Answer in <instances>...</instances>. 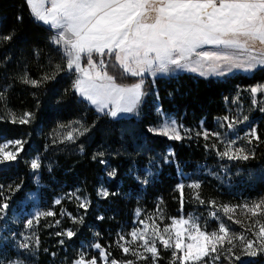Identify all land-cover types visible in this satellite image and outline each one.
Returning <instances> with one entry per match:
<instances>
[{
	"label": "trees",
	"instance_id": "1",
	"mask_svg": "<svg viewBox=\"0 0 264 264\" xmlns=\"http://www.w3.org/2000/svg\"><path fill=\"white\" fill-rule=\"evenodd\" d=\"M4 35H11L12 39L0 40V137L19 140L23 147L15 160L0 165V204H4L8 195H13L12 204H17L27 192L37 189L33 160L40 164L42 201L51 203L54 197L66 194L52 205L53 215L40 217L35 264H71L78 257L82 242L93 238L95 231L98 242L111 258L124 259L115 237L124 222H131L134 202L122 195L140 191L135 170L148 167L151 162H159L160 171L143 191L160 196L172 216L180 212L179 204L175 203L179 195V170L190 172L200 163L212 170L201 185L202 195L209 201L226 203L234 196L264 194V111L255 109L248 89L264 81V68L225 79L183 74L160 77L152 83L147 77L144 87L147 96L140 116L112 118L78 97L75 72L57 71L58 65L65 64L63 52L53 43V32L35 20L26 0H0V37ZM46 75L55 78L44 80ZM25 76L41 83L38 86L25 83ZM137 80L130 77L124 83ZM155 89L162 109L176 113L187 125L197 128L204 125L227 139L246 128H254L259 140L252 136V143L247 141L244 145L249 159L234 162L222 157L220 153L224 150L214 144L212 133L207 139L202 136L181 140L152 133L149 126L157 123L158 115L149 92ZM239 92L245 97L240 99ZM25 113L32 115L27 118L28 123L22 124L19 121L25 118ZM235 114L238 115L234 118ZM245 116L247 120L243 119ZM84 128L88 131H83ZM69 131L73 132L74 140L65 139ZM170 147L174 150V161L166 163ZM104 161L114 175L105 183L109 194L100 198L98 188L106 174ZM236 165L241 167L239 173L247 183L236 185L229 178V174L236 172ZM224 169L226 173L222 172ZM218 176L225 178L226 185L218 181ZM227 184L233 186L232 190ZM77 190L88 198L87 207H81L73 196ZM67 230L74 233L71 238ZM157 250L156 264H172L171 247L165 248L160 243ZM24 252L27 251L20 254ZM243 264H264V254L259 253Z\"/></svg>",
	"mask_w": 264,
	"mask_h": 264
},
{
	"label": "snow or ice",
	"instance_id": "2",
	"mask_svg": "<svg viewBox=\"0 0 264 264\" xmlns=\"http://www.w3.org/2000/svg\"><path fill=\"white\" fill-rule=\"evenodd\" d=\"M26 3L37 20L56 30L53 43L61 47L65 58V64L58 65L57 71L66 69L78 73L74 82L76 92L96 105L100 112H104L111 105L105 114L112 117H116L118 113L133 112L141 102L142 97L146 95L145 74L155 76L157 73L169 74L177 69H188L205 75L217 72L219 65L211 63L213 61L223 60L233 64V57L227 54L221 56L214 52L198 51L204 45L224 46L250 53L246 65L248 69L264 65V0H26ZM45 3L50 4V7L45 8ZM11 39V35L0 37V40L4 41ZM109 69H119L118 75L110 74ZM129 76L140 79L130 85L123 83ZM50 78L55 77L46 75L43 79ZM23 80L33 86L41 83L29 80L27 76ZM258 91H264V86L251 88L253 94ZM261 111H264V108H261ZM31 115L25 113V118L19 122L28 123L27 118ZM224 119L227 120L228 117ZM243 119L247 120L248 117ZM15 120L13 116V122ZM232 126V123L228 125L229 128ZM74 131L83 134L79 129ZM83 131L88 129L84 128ZM150 131L175 140L182 138L174 125ZM252 133L254 138L259 140V137L255 136V129ZM207 138L208 134L205 133V139ZM65 139L74 140L73 132H67ZM233 143L235 141H229L228 147L220 155L229 160H248L250 154L242 147L233 149ZM248 143L252 141L249 140ZM9 145L19 147L15 151H5ZM22 147L23 144L19 140L0 143V162L15 160ZM31 167L37 169L40 164L33 160ZM179 187L183 188V185ZM191 187L198 188L199 185L194 184ZM56 203H59V200ZM262 205L264 198L252 202L251 206L244 204L238 207H243L252 216H257L264 213ZM7 208V203L0 205V211ZM223 211L227 214L235 211V208L224 205ZM51 215V211L38 212L34 219ZM228 219L231 220L232 217L229 216ZM27 223L31 226L32 220ZM147 227L146 225L145 228ZM173 227L176 231L172 264H176L177 260L179 264H199L205 257L210 256V253H215L218 245L223 247L226 239L231 245L229 252L235 247L232 239H229V228L224 223L218 226V231L206 233L201 230L195 219H173L171 225L163 228V232L168 233ZM158 228L159 226L154 230V238L151 240L146 239L142 233L139 236L135 231L131 233L134 240L144 241L141 247L150 253L153 261L159 255L157 238L163 247H172L171 237L165 239L160 235ZM184 233L188 234L190 243L183 242ZM66 234L69 238L74 235L72 231ZM253 235L255 240H246L242 235L237 237L248 256L258 254L254 245L258 246L259 252H264V224H260L259 230ZM120 239L123 240L124 237L121 236ZM22 247L27 248L28 245L24 244ZM93 247L101 246L95 244ZM121 247L125 254L129 253V247ZM177 252L182 255L177 256ZM132 254L137 256V259H148L135 250ZM101 256L107 259L103 252ZM219 258L218 255L215 257L217 260ZM235 258L239 260L240 256ZM75 264H97V259H85L81 253ZM110 264H117V261L112 260ZM124 264L134 262L128 260Z\"/></svg>",
	"mask_w": 264,
	"mask_h": 264
},
{
	"label": "rangeland",
	"instance_id": "3",
	"mask_svg": "<svg viewBox=\"0 0 264 264\" xmlns=\"http://www.w3.org/2000/svg\"><path fill=\"white\" fill-rule=\"evenodd\" d=\"M44 7L45 8L50 7V4L45 3ZM35 20L45 25L48 29H50L53 32V38H54L56 34V30L50 28L49 25L44 24L42 21H39L36 18ZM56 46L58 48H61L58 45ZM198 51L214 52L221 56L227 54L233 57V64H241L244 66L235 67L233 66V64L221 60V61L211 62L219 65L217 72L209 73L205 75H201L199 71L193 72L188 69H177L169 74L157 73L155 76H152L150 74H145L144 87H145V80L147 79V77L150 78L152 83H154L155 80L160 77L171 78L183 74H194L206 78L225 79L229 76H233L239 73L250 75L255 70L259 68H264V65H257L254 68L248 69L246 65L250 53L238 49L224 48V46H216V45H204L203 48L198 49ZM109 71L110 74L118 75L119 73V69H109ZM78 75L79 74L76 73V79ZM130 77L131 76L127 77V79H125L123 83L126 82ZM132 78L138 80L140 79L139 77H132ZM257 86H264V81L254 83L250 85L248 89L251 92V88ZM76 93L80 99L84 100L87 104L94 107L96 111L99 112L100 114H105L106 112L109 111V108H111V105H109V108H106L104 112H100L97 110L96 105L91 104V102L81 97L78 92ZM149 93L154 101V111L158 115L157 123L150 125L149 130L159 129L166 125L167 126L174 125L177 131L180 133V136L182 138H187V139H199V137L202 136L205 137V133L207 134L212 133V135L215 137V140H213L214 144L218 148H221L223 150H225V148L228 147L229 141H235V143L231 145L233 149L238 147L244 148L245 143L249 141L253 136L252 130L254 128H249V129L246 128L243 131H241V133L233 134V136L230 139H227L224 138L219 133V131L210 132L206 127H204V125H201L200 128L187 125L177 116L176 113L165 112L162 109L156 89L154 91H150ZM242 93L243 92H239L238 96L245 97V95ZM252 95H253V103L255 109L261 111V108H264V91H258L255 94L252 93ZM146 96L147 93L142 97L141 102L136 106L133 112L118 113L116 117H112L110 115L109 116L112 118L130 117V116L139 117L140 109L142 104L146 100ZM241 97L240 99H242ZM236 115L238 114L233 115V117L235 118ZM230 123L232 122L230 121L229 124ZM216 133H218L219 135H214ZM158 135L165 136L162 134H158ZM165 137L170 138L169 136H165ZM5 141H12V140H6L0 137V143ZM17 147L19 146L9 145L7 148H5V151H15ZM164 161L166 163L174 161V150L172 147L168 148ZM233 161L235 162L237 160L233 159ZM9 162L11 161H3L0 162V165L7 164ZM104 163L106 165V174L103 178L102 184L98 188V196L100 198H105L109 194V190L105 186V183L107 179H111L113 177V175H110V173H114L113 169L110 167L108 162L104 161ZM151 163L152 164L148 167L136 168L135 170V177L141 183L140 191L138 193L128 192L122 195V197H124L125 199H130L131 201L134 202L133 203L134 207L132 208L133 218L131 222H124L117 231V235L115 237V244L122 250V253L125 256V258L121 260L111 258L107 249L101 246L100 243L98 242L96 238L97 233L95 231L93 238L82 242L77 253L78 257L71 264H75V261H77L81 253L84 254L85 259H91L92 257H96L97 264H110L112 260L117 261V264H124V262L128 260H132L134 264H143L144 262H146L147 264H156V259L155 261H153L150 253L144 251V249L141 247L144 241L141 239L134 240L133 237L131 236V233L135 231L137 232L138 236L142 233L146 239L151 240L152 238H154L153 237L154 230L157 228V226H159L158 231L160 235H163L165 239L171 237V241H170V243H172L171 248L173 249V251H175L176 229L173 227L170 228L168 233H164L163 228L165 226L171 225L173 219L179 220L180 218L195 219L196 222L201 226V230L205 231L206 233L218 231V226L221 223H224L229 228V239H232V244L235 245V247H232L231 252L228 251V248L231 247V245L227 243V239H226L223 247H220L218 245L217 251L215 253H210V256L205 257L203 261L199 262V264H243L254 257V256L246 255V251L241 246V241L237 237L242 235L245 237L246 240L247 239L255 240V236L253 235V233L259 230L260 224H264V213L258 214L257 216H252L251 213L247 211V209L238 206H242L244 204H249L251 206L252 202L260 201L261 198H264V194L257 195L255 197H248L244 195L234 196L230 198L231 202H226V203L220 200L209 201L208 199L203 197L201 192V185L204 176L207 173L212 172V170L211 168H208L204 163H200L195 167L193 171L184 172L182 170H179L180 182L177 185L179 195L177 198H175V203L176 205L179 204L180 212L179 215L172 216L169 215L166 207V202L160 196H156L153 193L146 194V192L143 191L147 186H149L154 181L155 177L160 171L159 167H161V164L159 162H151ZM35 170L37 171L35 175L37 189L27 192L26 196L17 204H12L13 195L12 196L8 195L6 197V201L4 202V204L5 203L8 204V208L0 211V251H3V254L0 255V264H11V262H21V261L23 262V264H35V256H36L35 253L39 245V241L37 237L38 234L37 228L40 217L38 218V220L34 219V217L38 212H48V211L52 212V208H51L52 205L56 204L57 200H59L60 202V200L66 195L65 193L61 195L59 194L58 196L54 197L51 203L43 202L42 198L40 197V191H39L40 187L42 186V183L40 182V175L38 173L39 168ZM241 171H242L241 167L238 166L235 173L229 174L230 176L229 178L233 180V182L236 183V185L247 183V181L244 179V176L239 173ZM222 172L226 173V169L222 170ZM218 179H219L218 181H222L224 185H226V182H224L225 178L223 176H218ZM222 182L221 185L223 187L224 185ZM194 184H198L199 187L198 188L191 187ZM180 185H183V188H180L179 187ZM227 185L229 189L232 190L233 186H230L229 184ZM105 193H107V195H105ZM236 194H238V192ZM73 196L78 200L80 206L82 204L84 205V207L88 206L89 204L88 198L86 196L84 197L79 190L74 191ZM197 197H199V199H197ZM224 205L234 207L235 211H230L229 213L226 214L223 211ZM262 208H264V205H262ZM229 216L232 217L231 220L228 219ZM29 220H32L31 226H29L27 223ZM146 225L148 226L147 229L145 228ZM68 231L69 230H67V232ZM121 236L124 237L123 240L120 239ZM182 240L185 244L191 242L188 240L187 233L183 234ZM24 244H27L28 247L27 248L22 247V245ZM95 244H99L101 247L100 248L93 247V245ZM159 244L160 242L159 239L157 238L156 239L157 248ZM121 245L125 247H129L130 248L129 253L125 254L123 252ZM254 249H257L258 254L259 253L264 254V252L258 251L257 245H254ZM23 250H26L27 252H24V254L22 253L20 254V252H22ZM133 250L139 252L143 256L148 257V259L147 260L137 259V256L132 254ZM101 252H103L107 257L106 260L104 257L101 256ZM180 255H182V253L177 252V256ZM217 255L220 257L218 260L215 259ZM236 256H240V259L237 260L235 258ZM186 264H190V262H186Z\"/></svg>",
	"mask_w": 264,
	"mask_h": 264
}]
</instances>
